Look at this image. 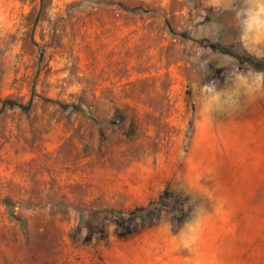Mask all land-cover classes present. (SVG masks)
Returning <instances> with one entry per match:
<instances>
[{
    "label": "rangeland",
    "instance_id": "374dc122",
    "mask_svg": "<svg viewBox=\"0 0 264 264\" xmlns=\"http://www.w3.org/2000/svg\"><path fill=\"white\" fill-rule=\"evenodd\" d=\"M262 7L0 0V264H264Z\"/></svg>",
    "mask_w": 264,
    "mask_h": 264
},
{
    "label": "trees",
    "instance_id": "16d2710c",
    "mask_svg": "<svg viewBox=\"0 0 264 264\" xmlns=\"http://www.w3.org/2000/svg\"><path fill=\"white\" fill-rule=\"evenodd\" d=\"M223 52L225 54L233 57L237 61V63H239L241 65H248L249 67L253 68L254 70L264 72V62L257 61L255 59H253L252 57L244 56L242 54L234 53L232 51L225 50V49Z\"/></svg>",
    "mask_w": 264,
    "mask_h": 264
},
{
    "label": "clouds",
    "instance_id": "9594fccd",
    "mask_svg": "<svg viewBox=\"0 0 264 264\" xmlns=\"http://www.w3.org/2000/svg\"><path fill=\"white\" fill-rule=\"evenodd\" d=\"M260 14H264V7L260 9Z\"/></svg>",
    "mask_w": 264,
    "mask_h": 264
}]
</instances>
